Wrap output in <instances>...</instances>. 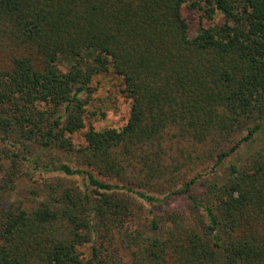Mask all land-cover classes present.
<instances>
[{
	"label": "trees",
	"instance_id": "16d2710c",
	"mask_svg": "<svg viewBox=\"0 0 264 264\" xmlns=\"http://www.w3.org/2000/svg\"><path fill=\"white\" fill-rule=\"evenodd\" d=\"M0 264H264V0H0Z\"/></svg>",
	"mask_w": 264,
	"mask_h": 264
},
{
	"label": "rangeland",
	"instance_id": "374dc122",
	"mask_svg": "<svg viewBox=\"0 0 264 264\" xmlns=\"http://www.w3.org/2000/svg\"><path fill=\"white\" fill-rule=\"evenodd\" d=\"M182 13L189 23L191 35H195L201 27L207 28L223 21V16L220 13L217 14L214 21H208L202 17L201 11L191 10L186 6L182 8ZM92 90L94 91L87 106V128L90 125L97 130L123 127L130 116L131 101L121 94L117 78L112 75L96 77L92 83ZM87 128L72 136L75 144H85L83 135ZM32 186L43 189L42 181L38 178H24L20 182L19 190L15 193L14 198L27 196L31 191L29 188Z\"/></svg>",
	"mask_w": 264,
	"mask_h": 264
}]
</instances>
